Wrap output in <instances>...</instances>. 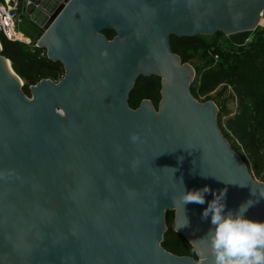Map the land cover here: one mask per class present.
Returning <instances> with one entry per match:
<instances>
[{
    "label": "water",
    "instance_id": "obj_1",
    "mask_svg": "<svg viewBox=\"0 0 264 264\" xmlns=\"http://www.w3.org/2000/svg\"><path fill=\"white\" fill-rule=\"evenodd\" d=\"M29 1L21 18L64 75L29 97L0 42V264H212L202 214L223 189L225 214L250 202L244 215L264 221V181L224 136L213 99L194 97L195 68L170 43L253 34L264 0ZM153 75L158 108H132L137 80ZM205 186L204 204L183 206V191ZM170 210L197 258L163 246Z\"/></svg>",
    "mask_w": 264,
    "mask_h": 264
},
{
    "label": "trees",
    "instance_id": "obj_2",
    "mask_svg": "<svg viewBox=\"0 0 264 264\" xmlns=\"http://www.w3.org/2000/svg\"><path fill=\"white\" fill-rule=\"evenodd\" d=\"M111 39L115 33L105 30ZM222 32L195 37L171 36L172 51L183 62L197 58L194 65L196 77L191 85L195 98L205 96V100L223 96L230 88L228 97L236 100V111L225 123L222 118L228 114V97L219 105L218 124L232 148L249 166L250 161L264 170V27H259L245 44L221 45L217 38ZM2 54L10 59L14 70L27 84L23 90L30 94V86L42 79L59 81L64 75L60 61H53L46 50L38 46L12 41L0 33ZM221 88L218 92L217 90ZM215 96L211 94L216 92ZM143 99H150L158 108L161 99V78L141 76L129 97L132 108L139 107ZM174 211L166 213L167 231L163 246L177 255L197 258L195 248L179 232L172 228Z\"/></svg>",
    "mask_w": 264,
    "mask_h": 264
},
{
    "label": "clouds",
    "instance_id": "obj_3",
    "mask_svg": "<svg viewBox=\"0 0 264 264\" xmlns=\"http://www.w3.org/2000/svg\"><path fill=\"white\" fill-rule=\"evenodd\" d=\"M210 191L208 186L183 191L179 199L183 206L188 203L204 204L205 193ZM226 191L213 192L214 199L202 214L205 219L210 215L213 225L205 237L210 243L212 264H264V221L252 220L244 215L250 202L242 204L235 214L232 211L225 214L223 201Z\"/></svg>",
    "mask_w": 264,
    "mask_h": 264
},
{
    "label": "rangeland",
    "instance_id": "obj_4",
    "mask_svg": "<svg viewBox=\"0 0 264 264\" xmlns=\"http://www.w3.org/2000/svg\"><path fill=\"white\" fill-rule=\"evenodd\" d=\"M8 1H11V0H8ZM6 2V0L4 1ZM30 19L29 18H24L22 20H20L18 22V29L24 33L25 35L29 36L30 38L34 39L35 36H32L29 31H28V26H30V30L35 32L34 30V26L32 25V22L29 21ZM31 24V25H30ZM230 36H227L225 34H221L219 35L217 38H214L212 39L211 41H214V40H217L218 43H220L221 45H224V46H229L230 42L231 41L229 39ZM235 43L234 41H231V43ZM246 43V42H245ZM244 43V44H245ZM31 46H35L34 44H32ZM189 63H191V65L194 67L195 64H197L199 62V60L197 58H193L191 59L190 61H188ZM20 76V75H19ZM23 80V83L24 85L27 84L26 80L25 79H22ZM221 90V88H219L217 91L219 92ZM214 92L212 93L211 95L212 96H215V94L217 93ZM230 88L226 91V93L223 95V96H216V98H212L213 101L216 103V105L218 106L219 108V105L221 104V102L223 101V99L225 97H228V95L230 94ZM29 97L31 96L30 94H27ZM198 100H201V101H205V96H201ZM227 107L229 109V112L228 114H226L224 116V118H222V121L223 123H225L226 119L229 117V116H232L235 111H236V107H237V103H236V100L233 99V98H229L228 97V102H227ZM252 175L254 176V178L256 180H263L264 181V170L263 171H260V168L259 166L253 164L251 161H250V165L248 166Z\"/></svg>",
    "mask_w": 264,
    "mask_h": 264
},
{
    "label": "built area",
    "instance_id": "obj_5",
    "mask_svg": "<svg viewBox=\"0 0 264 264\" xmlns=\"http://www.w3.org/2000/svg\"><path fill=\"white\" fill-rule=\"evenodd\" d=\"M0 0V33L4 34L8 39L25 43L28 45L37 43L34 39L25 35L18 29V22L21 20L22 11L19 10V3L17 1ZM25 6L30 3L29 0H23ZM264 18V12L261 14V19ZM259 27H264L260 25Z\"/></svg>",
    "mask_w": 264,
    "mask_h": 264
},
{
    "label": "crops",
    "instance_id": "obj_6",
    "mask_svg": "<svg viewBox=\"0 0 264 264\" xmlns=\"http://www.w3.org/2000/svg\"><path fill=\"white\" fill-rule=\"evenodd\" d=\"M6 1H7V0H6ZM11 1H12V2L17 1V2L19 3V10H20V12L22 11V13H23V7H24V5H23V3H22L23 0H11ZM22 19H24V18H21V20H22ZM30 25H31V24H30ZM261 25H264V18L261 19ZM28 27H29V28H28L29 33H30L32 36H35L36 33H37V29L34 27L35 32H33V31L30 30V26H28ZM251 36H252V33H237V34L231 35V36L229 37V39H230L231 41H234V42H235L234 44H236V45H241V44H244L245 42L247 43V41L250 40Z\"/></svg>",
    "mask_w": 264,
    "mask_h": 264
},
{
    "label": "bare ground",
    "instance_id": "obj_7",
    "mask_svg": "<svg viewBox=\"0 0 264 264\" xmlns=\"http://www.w3.org/2000/svg\"><path fill=\"white\" fill-rule=\"evenodd\" d=\"M8 65H9L10 70L14 71V72L17 74V72L14 70L12 64L8 62ZM12 71H11V72H12ZM17 75H18V74H17ZM18 76H19V75H18ZM19 77H20V76H19Z\"/></svg>",
    "mask_w": 264,
    "mask_h": 264
}]
</instances>
